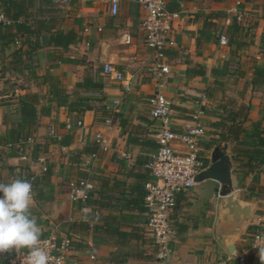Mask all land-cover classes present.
Segmentation results:
<instances>
[{
  "label": "crops",
  "instance_id": "1",
  "mask_svg": "<svg viewBox=\"0 0 264 264\" xmlns=\"http://www.w3.org/2000/svg\"><path fill=\"white\" fill-rule=\"evenodd\" d=\"M109 1L68 0L64 7L44 10L35 5L27 22L33 33L0 52L1 70L18 48L23 51L18 68L0 73V183L13 178L32 183L31 213L41 238H68L70 258L78 264H239L228 261L213 238L216 183H197L176 196L164 260L145 229L147 214L128 208L126 188L141 185L142 163L157 147L160 122L149 116V99L157 91L146 72L150 53L139 26L140 7L121 1L113 16ZM165 3L179 15L166 41L169 72L159 82L171 102L170 127L181 131L202 112L203 162L208 167L211 152L224 148L233 184L242 185L234 188L254 204L256 218L264 213V155L244 153L264 154V0ZM234 9L243 14L241 23L234 21ZM226 18L231 24L225 25ZM70 34L74 40L68 44ZM221 35L226 45H220ZM106 63L125 77L127 90L103 73ZM236 127L238 142L221 140ZM96 134L107 152L99 150ZM215 139L220 142L210 147ZM246 167L255 170L242 180ZM81 181L93 185L84 205L68 198ZM100 224L132 237L116 239L97 229ZM250 230L236 244L244 264L255 262L248 261ZM26 251L0 254V264Z\"/></svg>",
  "mask_w": 264,
  "mask_h": 264
},
{
  "label": "built area",
  "instance_id": "2",
  "mask_svg": "<svg viewBox=\"0 0 264 264\" xmlns=\"http://www.w3.org/2000/svg\"><path fill=\"white\" fill-rule=\"evenodd\" d=\"M125 0H110L109 10L115 16L119 4ZM141 10L139 26L144 35V43L150 53L146 72L153 80L156 93L149 99V116L160 122L156 129V149L145 164L152 181L145 184V203L147 208V221L145 229L150 236L157 251L169 253L171 242L170 213L175 204L176 196L193 189L196 185V176L207 168L201 156L200 139L205 135V129L198 122L201 111L192 115V124L185 125L181 131H174L170 127L171 102L160 92L159 82L168 74V66L164 63L166 41L172 33L173 25L178 19V13L170 11L166 7L165 0H132ZM68 0H52L55 7H64ZM234 21L241 23L243 14L233 10ZM0 9V25L10 24ZM231 24L226 18L225 25ZM16 45L17 41L14 42ZM220 45H226L225 35L219 38ZM103 73L111 75L118 82L123 83L128 89L125 77L115 71L109 64L103 65ZM2 99L0 95V100ZM77 126H82L78 121ZM99 150L108 151L104 139L100 134L95 135ZM93 185L88 181H81L71 187L68 198L72 202L86 204L90 199ZM217 199V193H216ZM250 228H254L249 234V249L258 252V248L264 246V213L257 215ZM41 240L48 241L47 248L51 258V264H78L70 258L71 241L68 238H59L51 234ZM246 251V250H245ZM27 251L10 256L1 264H26ZM94 259L93 257H90ZM244 264L241 256H229Z\"/></svg>",
  "mask_w": 264,
  "mask_h": 264
},
{
  "label": "clouds",
  "instance_id": "3",
  "mask_svg": "<svg viewBox=\"0 0 264 264\" xmlns=\"http://www.w3.org/2000/svg\"><path fill=\"white\" fill-rule=\"evenodd\" d=\"M33 204L30 181L13 178L0 183V254L27 249L26 264H51L54 258L50 257L48 241L41 240V228L31 213ZM257 255L264 264V246L258 248Z\"/></svg>",
  "mask_w": 264,
  "mask_h": 264
},
{
  "label": "trees",
  "instance_id": "4",
  "mask_svg": "<svg viewBox=\"0 0 264 264\" xmlns=\"http://www.w3.org/2000/svg\"><path fill=\"white\" fill-rule=\"evenodd\" d=\"M38 5L39 8L44 10V7L53 6L52 0H0V9L1 12L5 15V17L11 22L10 24H1L0 25V52L4 50V48L13 41H18L20 37H27L28 35H31L33 33V30L31 29V24L27 23L30 16H31V9ZM44 14L43 12H41ZM66 41L68 44H70L74 37L72 34L67 35ZM22 49L21 47L18 48L14 53L13 57L10 61H7L4 66H2L0 73L1 75H6L11 70H15L18 68L19 64L21 63L22 58ZM222 125V124H221ZM256 132H259V123H256L255 125ZM260 130V129H259ZM238 127L235 129H228L226 137H224L223 140L225 143H236L238 142ZM217 142H220V139L213 140L212 143H210V147L216 144ZM244 154H251L254 157H262L264 154L258 151H251V152H245ZM147 158V157H146ZM148 160V159H147ZM147 160H144L142 165L144 166L147 163ZM232 160H237L235 157H232ZM255 170L254 167H246L243 169V174L241 175L242 180L248 176V174L253 173ZM143 174H140L139 177H142V183L141 185H133L130 184L127 186L126 190H128V196L127 202H128V208L129 209H136L139 212H143L147 214V208L145 203V197H146V191H144V186L147 182L150 181V178L148 176V171L146 169L143 170ZM242 186L239 184H236L234 182V187ZM104 229L103 231L106 234H109L112 237H116V239H128L131 238V235H128L126 233H122L118 231L117 229L111 227L107 228L104 226H100L97 229ZM254 264H260V261L257 257V254L255 252H252L248 255V261L252 262L254 261ZM117 264H121V262H117Z\"/></svg>",
  "mask_w": 264,
  "mask_h": 264
},
{
  "label": "water",
  "instance_id": "5",
  "mask_svg": "<svg viewBox=\"0 0 264 264\" xmlns=\"http://www.w3.org/2000/svg\"><path fill=\"white\" fill-rule=\"evenodd\" d=\"M204 181L218 185L213 238L229 256H235L237 241L247 234L255 219V211L254 204L241 199L234 188L232 163L224 148H215L209 166L196 176L197 183ZM158 258L164 260L165 253L160 252Z\"/></svg>",
  "mask_w": 264,
  "mask_h": 264
},
{
  "label": "rangeland",
  "instance_id": "6",
  "mask_svg": "<svg viewBox=\"0 0 264 264\" xmlns=\"http://www.w3.org/2000/svg\"><path fill=\"white\" fill-rule=\"evenodd\" d=\"M195 191H197V190L195 189ZM249 232H250V234H251V230H250ZM247 237H248L247 239L249 240V233H248V236H247ZM247 242H248V241H247ZM245 245H246L245 243L242 244V246H245ZM153 262H155V261L153 260ZM223 264H224V263H223Z\"/></svg>",
  "mask_w": 264,
  "mask_h": 264
}]
</instances>
